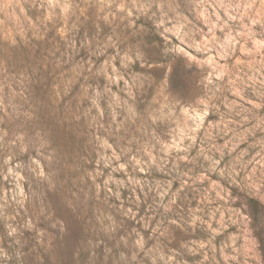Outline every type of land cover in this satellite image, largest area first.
<instances>
[{"label":"rangeland","instance_id":"1","mask_svg":"<svg viewBox=\"0 0 264 264\" xmlns=\"http://www.w3.org/2000/svg\"><path fill=\"white\" fill-rule=\"evenodd\" d=\"M0 264H264V0H0Z\"/></svg>","mask_w":264,"mask_h":264}]
</instances>
